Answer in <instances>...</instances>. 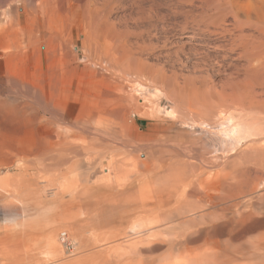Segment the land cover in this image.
Returning <instances> with one entry per match:
<instances>
[{
	"label": "bare ground",
	"instance_id": "1",
	"mask_svg": "<svg viewBox=\"0 0 264 264\" xmlns=\"http://www.w3.org/2000/svg\"><path fill=\"white\" fill-rule=\"evenodd\" d=\"M12 1L0 7V153L7 168L17 164L18 174L0 182L3 196H30L36 178L74 171L75 183L67 190L73 193L71 210L84 211L99 229L131 226L134 240L126 231L120 235L136 249L162 250L147 258L142 251L134 264H264V144L258 145L264 142V0H173L159 17L164 37L157 46H165L175 30L186 41L170 45L175 50L166 54L167 62L172 56L176 61L164 63L166 70L159 69L161 64L152 68L153 59L147 64L148 41L132 42L128 31L133 28L119 30L113 16L117 6L97 9L89 0ZM154 3L146 5L148 14ZM180 55L187 56L189 67L182 66ZM80 74L88 89L81 101L74 98ZM215 77L221 80L214 83ZM75 81L80 83L74 88ZM149 88L160 89L174 106L167 115L193 124L200 118L201 126L217 128L231 141L232 150L221 158L211 154V160L193 151L210 169L197 175L184 169L186 161L179 169L183 158L179 165H154L132 148L119 158L118 147L131 141L130 111L140 109L134 93ZM7 90L15 97L3 98ZM242 142L250 145L243 148ZM17 148L30 149L20 159ZM108 258L105 264H133L130 256Z\"/></svg>",
	"mask_w": 264,
	"mask_h": 264
},
{
	"label": "rangeland",
	"instance_id": "2",
	"mask_svg": "<svg viewBox=\"0 0 264 264\" xmlns=\"http://www.w3.org/2000/svg\"><path fill=\"white\" fill-rule=\"evenodd\" d=\"M5 1L7 2V0H4V4H3V0H2V3H0V7L2 5H6L7 3L11 2L12 0H8V2L6 4H5ZM13 1H15V0H13ZM93 1L95 3L96 2L98 3V1L102 3V1H103V4H101V3L97 4L96 3L97 4L96 5ZM93 1L89 0V3L92 6L94 5V7L96 6L95 8H97V9H101V8L105 7L103 9L107 10L110 8L112 9V7L115 8L116 6H117L116 8H119V10L116 8L115 9L113 8L114 9L113 10L114 18L115 19H116V17L118 19L121 18L120 21L118 19H116L117 22L115 21L117 23V27L119 28V30L120 31H126L127 27H128V30L131 28H133V29L136 28L134 30L132 29L133 31L131 30V32L127 30L128 33L134 37L133 38L131 36L132 42L133 41L134 42L139 41L138 43H140V42L144 41L146 43V41L149 42L151 40L150 42L152 43V40H154V42H153L154 46L150 42H149V44L147 42L146 43L147 48L150 47L151 45H152V47H150L148 49L146 48L147 50L146 49L144 50V52L145 51L146 52L145 53L143 52V58L147 60L146 62L148 65L151 62L150 59H153V61L151 62L152 64H150V66L152 68H155L153 66H154V64H156L155 70L158 67H160L159 69H161V70H166L168 68V66L166 64H169L172 61H176V58H174V56H172V58H174V59L171 58L170 62L169 61L167 62V55L172 54L175 50L174 48L171 47L172 46L171 44H173V45L176 43L182 44L183 42L186 41L185 36L182 37L181 35H179L180 33L178 32V30H175L177 32L172 31L171 33L173 35L170 34L171 38H172V39L171 38L170 39L172 40V42H171V40H169L165 46H162V45H161L162 47L159 46L160 44H162L161 43L163 41L162 38L164 37L163 32L160 30L162 25L160 24L159 17L161 15H164L166 13L167 6L170 5V3L171 4L175 3V1L169 0V2H168V0H166V1L165 0L164 1H162V0H151L153 3L155 1V3L158 4V6H157V4L153 6L154 9H153L152 15H151V13L148 14L149 10L151 12V9H150V7L147 9V7H148V5L152 4V2H150L148 0H145V3H146V1L150 2V4H148V3L146 4L147 7H146V5H144L145 4L144 0L143 1L141 0L142 2H140V0H126V1H124V0L116 1L115 0L116 4H118V5L114 4L115 3L114 0L113 1L110 0V2H112L111 5L109 4L110 3L109 0H102V1L101 0H98V1L93 0ZM105 1L109 2V3L107 2L109 4V7ZM127 1L129 3H130V1H131V3L133 1V3H132L133 6L130 5L131 3L130 4L127 3ZM156 1H158V2H156ZM117 2H119V3H117ZM121 2L123 5L121 4ZM137 2H138V4H137ZM91 3H93V4H91ZM100 5H103V7L102 6L100 7ZM104 5H106L107 8ZM159 5L162 7L161 10H160L161 7ZM134 6H136V7H134ZM137 7L139 8L138 10H140V11L137 10ZM2 8H5V7H2ZM130 8H132V9H130ZM115 10H116V12H115ZM137 11L140 14H138ZM143 11L145 12V16H146L145 18H144ZM141 12H142V14H141ZM153 14H156V15H153ZM139 15H141L142 17H139ZM128 16H130V17L128 18ZM147 16H148V18H147ZM127 18L128 19L133 18V20L130 19L131 21L129 20L127 22L126 26H124V28H122L121 26L125 25L126 21L128 20ZM136 18L138 20L140 18H141V20L146 19L143 21H145V23H147V24L149 23L151 25V27H153L154 29L153 28L151 29L150 25L144 24L143 21L139 20L140 21V23H139V21H137ZM147 19H149L150 21H148ZM155 19L157 21L159 20L158 21L159 23ZM122 20H123V22H122ZM181 20H182V18L176 19V21H181ZM118 21L121 22L122 25H119L120 23L118 24ZM129 22H131V23L129 24ZM141 23H143V24H141ZM138 25L139 26L140 25L141 26L146 25L147 29L148 28L149 29H148V31H146V28H144V34H143V30H142L143 26L142 27L140 26L142 28L141 29L140 27H138ZM152 25H156V26H152ZM132 26H135V27H132ZM155 31L157 33H160V34H157ZM145 32H147V34H145ZM183 33H184V31H183ZM135 35H137L139 37V40L136 39L138 37H135ZM152 35H154L153 36L154 38L152 37ZM183 35H186V34H183ZM145 37H147L148 39ZM79 38H81V37H79ZM155 39L157 41H155ZM160 40H161V42H160ZM169 42H171V43H169ZM168 43H169V45H168ZM157 44H159V45L157 46ZM167 46H168V48H167ZM158 47H160V48H158ZM163 47H164V49H163ZM149 49H151L152 52ZM188 49L185 48L184 53L188 57H190V55L192 57V54L190 53V51ZM153 50H155V51H153ZM149 52L151 54H149ZM164 52H165V54H164ZM146 53H148V54H146ZM144 56L145 57L147 56L148 58L147 57L145 58ZM180 56L183 57L182 55H180ZM180 56H179V58L181 60L182 66L184 65L186 67H189L191 65L190 64L191 62L186 58L187 56L183 57L185 59H182ZM163 57H165V58H163ZM163 59L166 61H163ZM149 60H150V62H149ZM161 61H162V63H161ZM81 62H82V64H81ZM164 63H166V64H164ZM79 64H81V66L84 64V60L82 58L79 59ZM157 65H160V66L157 67ZM81 66H80V69L82 72ZM163 66H166V68H164ZM186 67H184V68H186ZM184 74L186 76L188 75L186 72ZM83 75L84 74H82V77H83ZM79 77H80L81 83H80V81L78 83H77V81H75L74 82V88L76 86L75 84H79V83H80L79 85H81L80 86L81 88L78 87L79 90L77 91V94H76V96H74V98L76 100L81 101L82 95L84 96V94L86 93V91H88V89L86 87V85H87L86 81L81 79V74ZM213 80H214V83H216L215 82L216 80L218 83V81L221 80V77H219V78L215 77ZM83 88H84V90H83ZM85 89H87V90H85ZM161 92L162 91L160 89L156 90L155 88H149L148 90L142 89V92H138V93L135 92L134 93L135 94L134 96L136 97L135 101H137V104H138V106H140V109L137 110L138 115L136 114V112H137L136 110H134L135 112L130 111V113L132 112L131 113L132 115L129 114L130 117L128 116L129 123H128L127 133H129L128 136H130L131 141H130V144L128 143L129 146L126 145L124 147H121V146H120V148L118 147L119 154H121V155L123 154V156L120 155L119 158L124 157V154L127 153V150H131V148H132L131 152L134 150L133 154H135L137 152L135 155L141 156V158H143L145 155L146 158H148L147 161L149 162V159H150L149 163H152L154 165H156V164H158V165L172 164V163H170L172 161L177 163L180 160H182V158H183V160L179 162L181 164L180 165L178 163L177 164L179 166H182V165L184 166L185 164H187L188 166L187 165L184 166V169L186 167L187 170L190 171V168H191L192 174L197 175V174H199L200 170H202L200 172H203L204 168L206 169V170L204 169L205 172L207 170L210 171V169H208L206 166L203 167L204 165L200 164L201 160H198V156H196L198 154V152L199 153L205 152V156L206 157L208 156L207 157L208 159H206V157H205L206 160H209V159L211 160V158H213L216 155H217V157L220 156V158H221V156L222 157L224 155L226 156V153H229L230 150H232V148H230V147L232 146L233 143L227 139H224V135H222L221 132H219L217 130V128L212 129L210 126H206L205 124H203L201 126L202 120L200 118L198 119V117H196L195 120L198 121L199 123L193 124L191 119H188L190 121H188V120L178 121L176 119H173L174 117L172 118L171 116L167 115V113H166L167 109L168 108L173 109L174 106L171 105L170 102L166 101L165 98H163L164 97L162 94L163 92L162 93ZM11 93H13L12 90H7V92L4 91L3 94H5V95H3V98L6 97V94H8V95H7V98H5V99L8 100V99L14 98L15 97L14 94H11ZM15 95H17V94L15 93ZM77 96H79V98ZM141 105H143V106H141ZM134 114H136V115H134ZM139 114H141V115H139ZM181 121H184V123ZM217 132H219V133H217ZM242 144L244 145L243 148H246L247 145H250L249 142H248V144L245 142H242ZM261 144L263 145L264 142L258 143V145H261ZM228 145H230V146H228ZM121 148L126 150V152L124 150H122ZM17 149L20 151L19 152L20 153L19 158L23 159V157H25V155L21 152L24 150H29L30 148H17ZM172 149H173V151H172ZM120 150H122L121 153H120ZM180 150H181V152H180ZM183 150H184V152H183ZM193 151L195 152V154L196 153L197 154L195 155L193 153ZM175 152H177V153H175ZM185 152H187V153H185ZM0 154H1L0 155V182H1L3 180L7 179L8 177H15L18 174V172H17V170H15L17 164L14 163V165H13L14 167L13 166L10 167L11 169L7 168V166H6L7 162H6V157H5L4 151L1 152ZM147 154H149V155H147ZM184 154H186V155H184ZM189 154L190 155L192 154V156L194 155L193 157L195 160L193 159L192 156H191L192 157L191 158L189 156ZM206 154H208V155H206ZM211 154H213V155L215 154V155L213 156ZM22 155H24V156H22ZM160 156H162V157H160ZM169 156H170V159H169ZM171 157H174V158H172V160H171ZM19 158H17V159H19ZM155 158L157 161L155 160ZM168 160H170V161L168 162ZM185 161H186V163H185ZM188 161H189V164L191 162V164L195 163L197 165H195V166L192 165L193 167H191V164L189 166ZM200 165L202 167H200ZM183 166L179 167V169L184 170ZM174 167H176L175 169H178L177 165H175V163H174ZM188 167H190V168H188ZM130 168H131V166H129L127 168L129 170L128 171L129 173L133 172V170H134V169H132V168L130 169ZM193 170H194V172L196 171V173H194ZM73 172H69L68 174L66 173L63 176L60 173L55 174L53 172V173L47 174L45 176L47 179L49 178V180H42L41 181V179L38 178L39 179L38 180L36 178L37 182L33 183V186H32L33 191H35L33 193L34 195L31 194L29 196V195H24L21 193L19 198H17V199L14 198V200H13V198L11 199V197L7 198L6 196H3V193H1V190H0V229H1L0 230V239H2V240H0V264H105L104 262L107 261L106 260L107 257H109L108 259L111 260L110 257L112 259H114L115 257L123 259V258H127L129 256L131 257V258H128L129 263L134 264L138 261L139 258L143 257L142 256L143 254H144V257L146 256L145 258H147V256L151 255V254L155 255L157 257H158V255L160 256V254L162 253L160 251H162V250L158 247H155L152 245L151 246L143 245V246H137V249H136L135 246H132V244L129 245V242L131 243V241L134 240V237H136V236L131 234L132 233V230L130 229L131 226H128L124 230L122 229L123 231H121V229H119V230H117V229H115V230L99 229L96 227L95 221L90 219L89 216H86L84 211H77L76 209L71 210L69 202H70V197L73 195V193H68L67 190L72 186V184L75 183V180H76L75 173L76 172H74V173ZM54 176H56V177H54ZM123 176H125V175H123ZM120 180H123V179L121 178ZM3 186H4V184L2 182V187ZM63 190H64V192H63ZM180 196H181V198L178 197V198H180V200L184 198L183 195H180ZM175 197L176 196H174L173 199H175ZM19 202H20V204H19ZM136 224H139V223H136ZM137 228L138 227H136L135 229H137ZM61 232H66L72 238V240L75 243L76 250L70 256H67L63 253V251H62V249L58 243V235ZM120 232L121 233L125 232L127 236L129 235V237L132 235L130 238H132L133 236L134 237L132 238V240L130 238H129V240H127L128 237L125 238L124 236H126V235L123 236L124 238L121 237ZM29 233L31 235H29ZM18 236H19V238H18ZM13 237L14 238L16 237V238L13 239ZM125 241H128V242H125ZM126 244H128V245H126ZM113 245H115V247ZM127 246H129V247H127ZM144 246H146V247L144 248ZM112 247L114 248V250ZM141 247H143V248H141ZM16 248H18L19 251ZM128 248H130V249H128ZM138 248H139V250H138ZM116 249L118 252L116 251ZM123 249H125L126 252ZM150 249H152V250H150ZM109 251L112 253L110 254ZM132 251L133 252L138 251V255H141V256L135 255V253H133ZM142 251H143V254H142ZM145 251H147V253H145ZM148 251H149V253H148ZM22 252H24V253H22ZM155 252L156 253L160 252V254H158V253L156 254ZM109 255H112V256H109ZM152 255H151V257H155ZM104 258H105V261H104ZM135 259H136V261H135ZM131 260H132V262H131ZM106 264H108V263H106ZM120 264H125V263L122 262Z\"/></svg>",
	"mask_w": 264,
	"mask_h": 264
},
{
	"label": "built area",
	"instance_id": "3",
	"mask_svg": "<svg viewBox=\"0 0 264 264\" xmlns=\"http://www.w3.org/2000/svg\"><path fill=\"white\" fill-rule=\"evenodd\" d=\"M58 243L63 253L67 256L72 255L76 250L74 241L66 232H61L58 235Z\"/></svg>",
	"mask_w": 264,
	"mask_h": 264
}]
</instances>
